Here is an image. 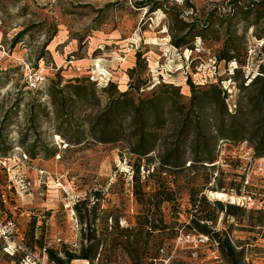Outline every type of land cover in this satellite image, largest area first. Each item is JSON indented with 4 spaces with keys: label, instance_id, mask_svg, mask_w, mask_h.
Wrapping results in <instances>:
<instances>
[{
    "label": "rangeland",
    "instance_id": "1",
    "mask_svg": "<svg viewBox=\"0 0 264 264\" xmlns=\"http://www.w3.org/2000/svg\"><path fill=\"white\" fill-rule=\"evenodd\" d=\"M189 3L194 8L185 0H0V264L17 263L20 256L5 248L13 251L19 240L39 256L45 247L96 252L73 264H134L138 257L150 264L158 256L154 264H264V111L257 109L264 107V0ZM111 30L128 40V48L153 50L154 62L140 64L133 87L181 85L170 88L171 100H159L164 83L121 96L96 56L92 66L72 63L92 34ZM145 31L152 37L144 38ZM61 36L67 44L77 40V48L57 47L53 54L49 46ZM173 40L196 47L176 49ZM59 56L63 61L56 63ZM188 80L202 93L222 85L228 114L208 97L200 115L193 112ZM130 98L145 113L156 106L146 114L148 125L135 123ZM222 118L233 131L214 147L223 137L215 127ZM183 119L200 122L202 130L196 122L178 127ZM143 127L154 147L140 159L132 148ZM195 136L206 138L215 163L193 162ZM177 154L181 166L162 168V156ZM138 166L142 198L133 180ZM159 191L170 199L156 207L151 196ZM148 214L162 229L145 236ZM201 214L240 252L234 260L225 258L216 239L193 230ZM9 220L17 229L5 237L2 224Z\"/></svg>",
    "mask_w": 264,
    "mask_h": 264
},
{
    "label": "trees",
    "instance_id": "2",
    "mask_svg": "<svg viewBox=\"0 0 264 264\" xmlns=\"http://www.w3.org/2000/svg\"><path fill=\"white\" fill-rule=\"evenodd\" d=\"M185 2L187 4V6H189V7L191 6V4L189 3V0H185ZM238 2H239V0H231V4L232 5H235ZM192 7L194 8V6H191V8ZM18 41H19L18 38H16V40H14V42H13V45L16 44ZM182 41H184V40H173L172 44L175 47H177V48L194 49V47H196V43L195 42H194V45H193V43H191V44H183ZM141 58H142V54L138 53L137 54L138 66L140 65ZM220 59L221 58L218 59L216 57V61H217L218 65L220 64V62H219ZM260 76H262V75H260ZM257 77L258 76L253 77L252 81L254 80V78H257ZM163 83L160 82L157 85H155L152 89H150V90L146 89L145 91H141L140 87H138V86L137 87H132L133 85H131L132 88H130L127 91L120 92L121 93L120 95L121 96L128 95L133 88H134V90H136L138 92V94H141V93H144V92H147V91H152L155 88H158L159 85L163 84V86H162L163 87L162 94H164V97L160 96L161 98L159 100L160 101H165V99L171 100L172 97H169V95L171 93L170 92V88H174V89L179 90L181 85H177V84H175L173 82H170V83L169 82H163ZM146 85L147 84H145V86ZM188 85L190 86L191 92H192V97H191L190 101L193 104V112H195L198 116L200 115V113L205 108V105L207 103L206 97H208V99H209L208 100V102H209L208 104L209 105H215L217 108L222 109L221 113L223 114V116L228 114L229 109H228V106L226 104V99H227L226 96H227V94H226L225 88H222V85H220V84L219 85H215L214 84V85H212L210 90H206V91H204V93H202L200 91H197L196 85L191 80H188ZM112 86H115L118 89L117 84H115L113 82H112ZM111 88L112 87H109L106 90L111 93ZM210 92H212L211 95H210ZM128 105L131 106V111L134 114V118H135V123L136 124H138V123L141 124L142 123L143 125H146V124L148 125V119H147L146 114L148 115V112L150 110L151 111L155 110V112H156V106L155 105H152V106L150 105L149 107H147L145 109L146 113L141 111L139 105H137L135 103L133 98L129 99ZM257 109H258V112L264 111V107L262 106V104H259ZM158 118H159V115H158ZM193 122L197 123L196 127H197L198 130L201 131L203 125L200 122H197L195 120L190 121V122L188 120H185V119L178 120L177 121V126L178 127L180 126V128L187 129L193 124ZM241 125L244 126V124H241ZM225 126H226L225 125V118H222L219 122H217L215 124V127L217 128V131L219 133L218 135L219 136H223V137L215 139L214 144H213L214 147H216L217 143L219 145V142L222 141L223 138L227 137L229 135V132L233 131L232 127L227 129V128H225ZM142 132H143L142 134L141 133L137 134V132L135 133V135L140 137V140L132 148V152L135 153L136 155H138L140 157V159H142V158H144V156L148 155L153 150V147H154V144L148 142L146 140V138L144 139V136L146 135V131H145L144 127L142 128ZM149 133H150L149 136L152 137L151 140L153 139L155 141L156 138H157V135L154 132H149ZM190 135L191 134H188L187 137H189ZM191 143H192V148L194 149L193 150V159H194L193 162L194 163H205V162L215 163L218 160V158L214 154L213 149H208V145L206 144L207 140H206L205 137L202 140L201 137L195 136L192 139ZM261 143H264V136L260 139L259 144H261ZM259 144L257 145V150H260L262 148V147H259ZM179 147H180V145H178V149H179ZM161 159L162 160H161L160 163L162 165V168H164V169L165 168H169L170 166L177 168V167L182 165L181 164V155L180 154H177L176 156L170 155L169 157L162 156ZM185 165L186 164H184L183 166H185ZM191 166H192V162L189 164L188 167H191ZM212 166H215V165H212ZM158 172L160 173L159 170H158ZM139 173H140V170H139V166H138L137 174L133 175V180L135 181V193H136L137 197L142 198V196H144L145 193L143 192L141 184H140L141 178H140V174ZM149 174L153 175V173L152 174L149 173ZM150 175H149V177H150ZM152 196H151V198L153 199L152 202H153V204L156 207H159L160 204L164 200H169L170 199L169 198V194H168L167 191H159V192L154 193ZM198 199H199L198 198V192L197 193L193 192L192 193V201L196 202V201H198ZM202 199H203V201L206 200L205 197H203ZM218 203L220 205H222L221 202H218ZM232 207H234V206L233 205L229 206V208H232ZM197 212H200V210H198ZM226 213L228 215L232 214V212L230 210H226ZM207 217H208L207 214L197 215L196 219L192 220L194 222L193 230L197 231L199 234H204V235H207V236H210V237L216 239V241L219 244V249H221V251H222L223 255L225 256V258L234 260L238 256V254L240 252H237L236 248L233 246V244L231 243V241L229 240L228 237H226L224 239H221L219 237V234L216 233L215 230H213L212 228H209L208 223L204 222V218H207ZM155 221L156 220H152L150 214H148L147 217H146V221L142 223L141 234H145V236H147L150 233L154 232L155 230L162 229L161 228L162 221L158 222V223H156ZM157 221H160V220H157ZM124 232H129V230H124ZM161 249H162V246H160L158 248L159 254L161 253ZM45 251L47 252L49 258L52 261L57 262L58 264H73L74 260L81 259V258L86 259V260H91L96 255L95 251L94 252H88L87 249H85L84 253L80 254V255L76 254L75 252H73L72 250H69V249L60 250V249H56V248H52V247H45ZM135 259L136 260H135L134 264H142L139 257L135 258ZM156 259H160V256L151 258V263L150 264H154Z\"/></svg>",
    "mask_w": 264,
    "mask_h": 264
},
{
    "label": "crops",
    "instance_id": "3",
    "mask_svg": "<svg viewBox=\"0 0 264 264\" xmlns=\"http://www.w3.org/2000/svg\"><path fill=\"white\" fill-rule=\"evenodd\" d=\"M154 11L156 9H153ZM151 31H145L143 37H152ZM65 37H56L51 45L49 46L50 51L54 54L57 47L66 51H73L78 46V41L74 40L71 44H67ZM121 35L118 30H111L109 32L97 31L92 34L88 39V47L85 50L83 56L72 61L73 64L77 65V68L92 66L95 63L94 57L99 59L101 65L109 69L113 73V78L116 80L117 86L121 89V92L129 90L131 85H134V78L137 76L139 67L142 62L148 58L155 60V56L152 51H140L128 48V40H120ZM128 39H131L129 37ZM130 41V40H129ZM148 52V53H147ZM141 53L142 58L140 66H138L137 54ZM56 63L63 61L62 57L55 58Z\"/></svg>",
    "mask_w": 264,
    "mask_h": 264
},
{
    "label": "built area",
    "instance_id": "4",
    "mask_svg": "<svg viewBox=\"0 0 264 264\" xmlns=\"http://www.w3.org/2000/svg\"><path fill=\"white\" fill-rule=\"evenodd\" d=\"M178 49L177 47H175ZM192 50V49H191ZM250 53H253V50H250ZM215 65L217 64V61L214 60ZM217 67V66H216ZM160 83V81H159ZM155 82H150L147 84L145 87L140 88L141 91H145L146 89H151L155 85H157ZM2 230H3V235L5 237H12L16 233V224L13 220L7 221L5 224H2ZM203 238L208 239V236H203ZM203 241V239H201ZM16 248L13 251H10L7 247L5 248L8 253H10L12 256H15L16 254L20 256V259L17 261L16 264H58L55 261H52L50 258H48L45 254L47 252L44 250V253L42 256H39L36 254V252L26 245L24 242L21 240L15 241ZM162 252H164L163 249H161Z\"/></svg>",
    "mask_w": 264,
    "mask_h": 264
},
{
    "label": "bare ground",
    "instance_id": "5",
    "mask_svg": "<svg viewBox=\"0 0 264 264\" xmlns=\"http://www.w3.org/2000/svg\"><path fill=\"white\" fill-rule=\"evenodd\" d=\"M209 194L217 199H228V198H231L233 200H236V196L234 195H230L228 193H226L225 191H209ZM240 199V198H239Z\"/></svg>",
    "mask_w": 264,
    "mask_h": 264
}]
</instances>
